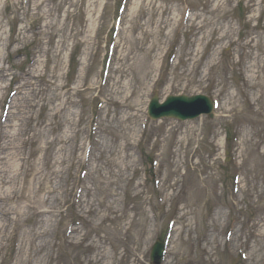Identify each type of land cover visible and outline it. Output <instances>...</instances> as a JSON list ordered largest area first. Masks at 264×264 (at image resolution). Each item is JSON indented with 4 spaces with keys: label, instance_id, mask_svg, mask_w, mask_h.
<instances>
[{
    "label": "rangeland",
    "instance_id": "rangeland-1",
    "mask_svg": "<svg viewBox=\"0 0 264 264\" xmlns=\"http://www.w3.org/2000/svg\"><path fill=\"white\" fill-rule=\"evenodd\" d=\"M120 1L0 0V68L8 70L0 73V113L11 86L25 85L10 98L0 132L7 144L0 149V196L7 198L0 209L11 213L0 216V264H149L170 219L177 226L167 264H244L238 247L250 257L245 264H264V0H125L103 87ZM187 7L185 29L179 24ZM253 29L261 32L243 42L244 51L239 35ZM154 94L215 97L230 117L219 129L211 115L150 121L142 136ZM96 121L100 148L75 211ZM234 133L237 160L230 162ZM153 159L167 191L162 203L153 173H145ZM75 220L84 225L65 237Z\"/></svg>",
    "mask_w": 264,
    "mask_h": 264
},
{
    "label": "water",
    "instance_id": "water-1",
    "mask_svg": "<svg viewBox=\"0 0 264 264\" xmlns=\"http://www.w3.org/2000/svg\"><path fill=\"white\" fill-rule=\"evenodd\" d=\"M197 100L205 101L209 105L208 101L205 99H202V98L192 100V99H188L185 97H181V98L170 97L163 106H160L157 103V99H155L154 102L152 103V111H153L152 117L155 119H158V118L164 117V116L176 117L178 114L174 108V106L176 104L196 103ZM155 253H156V255H154L155 261L158 262L159 257H160V253H161V246H158L156 248Z\"/></svg>",
    "mask_w": 264,
    "mask_h": 264
},
{
    "label": "bare ground",
    "instance_id": "bare-ground-1",
    "mask_svg": "<svg viewBox=\"0 0 264 264\" xmlns=\"http://www.w3.org/2000/svg\"><path fill=\"white\" fill-rule=\"evenodd\" d=\"M25 85H23L21 88H23ZM59 111H60V109H59ZM133 117V116H132ZM6 148H7V144H5V143H3L2 142V140H0V149H1V152H4L5 150H6ZM0 161H1V158H0ZM28 174V173H27ZM14 195V193H12L10 196H7L8 198H10L11 196H13ZM15 196V195H14ZM23 196H24V194L22 193V194H18V195H16V197L18 198V199H20V198H23ZM1 197V196H0ZM5 199H7V198H5ZM2 212H4V214H5V216L6 217H8L9 215H10V213L8 212V211H4L3 209H2ZM1 231H2V229H0Z\"/></svg>",
    "mask_w": 264,
    "mask_h": 264
}]
</instances>
